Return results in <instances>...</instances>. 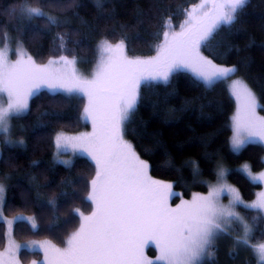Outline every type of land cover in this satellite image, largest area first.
<instances>
[{
  "label": "trees",
  "instance_id": "obj_1",
  "mask_svg": "<svg viewBox=\"0 0 264 264\" xmlns=\"http://www.w3.org/2000/svg\"><path fill=\"white\" fill-rule=\"evenodd\" d=\"M201 1L0 0V31L7 30L21 38L29 54L39 61L66 52L93 61L100 39L123 40L130 58L149 57L164 43V32L169 33L171 41V34L181 30L187 13ZM24 2L40 6L61 23L50 26L45 18L22 19L18 9ZM12 9L16 10L14 15ZM200 52L215 64L235 67V74L255 92L259 111L264 112V0H247L234 23L222 24L209 46L201 47ZM139 93L136 110L123 134L136 154L147 162L149 174L172 183L178 192L172 203L193 192L206 191L216 177L218 164L227 168V180L244 200L254 197L260 183L253 184L237 166L247 163L253 171L261 170L264 146L248 142L239 152L230 148V119L235 103L223 80L208 85L187 70L177 68L167 82L143 80ZM82 112V96L41 90L30 98L28 111L13 118L21 126L14 135L23 144L12 146L0 139V181L5 182L7 198L4 212L11 214L18 211L14 206L21 205L20 210H28L41 220L34 230L25 221L15 222L17 239L49 238L61 245L68 231L78 227L79 222L72 220L70 213L78 217L73 208L88 201L85 193L83 199L80 193L88 185L89 181L84 179L93 174L94 163L76 156L65 165L54 161L52 153L54 133L80 130L84 122ZM237 208L253 227L250 242L264 239L262 212L244 206ZM53 214L58 219L53 220ZM66 221L68 228L61 237L64 230L59 232L60 225ZM1 229L0 221V245ZM148 251L154 252L152 248ZM211 251L213 255L203 264H264L257 261L249 245L234 244L230 236L212 246ZM20 256L25 264L39 258L40 253L21 249Z\"/></svg>",
  "mask_w": 264,
  "mask_h": 264
},
{
  "label": "snow or ice",
  "instance_id": "obj_2",
  "mask_svg": "<svg viewBox=\"0 0 264 264\" xmlns=\"http://www.w3.org/2000/svg\"><path fill=\"white\" fill-rule=\"evenodd\" d=\"M55 2L49 0V3ZM246 3L247 0H202L187 13L188 19L180 26L181 31L171 34V42L169 33L164 32V43L150 60L128 59L123 55V40L115 46L105 40L101 43V59L92 80L77 75L74 56L69 59L61 55L58 60H49L47 65H38L30 56L11 63L0 53V100L7 97L6 107L0 103L2 133L10 131L12 118L28 111L29 98L37 94L42 83L68 94L88 96L84 118L92 119L93 133L76 137L61 133L55 140L58 149L69 146L74 150L83 149L96 162V178L91 181L92 194L88 198L96 203L97 211L84 217L86 224L68 240V248L61 250L45 242L54 253L50 264H203L206 256L213 255L211 248L215 238L228 233L233 222L243 224L236 212L217 202L221 192H229L233 196V207L244 204L240 194L228 185L214 187L207 196L195 195L192 201L169 208L165 192L173 195L172 186L151 179L148 164L124 140L123 132L136 110L142 80L167 82L172 71L183 66L211 85L214 81L229 79L230 74L236 72L235 67H218L200 54V48L209 46L222 24L234 23L237 12ZM15 12L11 10V14ZM19 12L20 17L28 21L45 18L50 26L61 23L55 15L27 2L21 4ZM60 40L63 47L64 37ZM53 65L70 67L71 71ZM230 88L239 104L232 118V148L239 152L252 137L264 140V117L256 115L257 97L245 82L234 80ZM242 171L253 184L264 182V173L252 176L248 165L243 166ZM225 174L226 170L221 169L219 177ZM3 191L0 185V194ZM244 206L264 212V192L259 193L252 204ZM250 231L244 224L243 235L237 237L238 245L248 246ZM150 242L159 248L156 261L146 260L141 251ZM255 251L259 261L264 262V244ZM45 254L47 256L48 249Z\"/></svg>",
  "mask_w": 264,
  "mask_h": 264
},
{
  "label": "rangeland",
  "instance_id": "obj_3",
  "mask_svg": "<svg viewBox=\"0 0 264 264\" xmlns=\"http://www.w3.org/2000/svg\"><path fill=\"white\" fill-rule=\"evenodd\" d=\"M20 7H19V9H20ZM33 7H35V6H33ZM36 7H38V6H36ZM19 9H18V12H19ZM19 15H20V12H19ZM180 31H178V32H180ZM105 40L106 39H100L97 42V44L95 46V55H93V57H94L93 61H88L85 58H81L79 56H74L76 58V61H77L76 65H75V68L77 70V75L78 76H80V77H82L84 79H87V80H92V79L95 78V75H96V72H97V66H98V64L100 62V59H101V43L103 41H105ZM106 41H108V43L113 45V46H115L116 44L120 43V41H118V42L117 41L116 42H112V41H109V40H106ZM169 42H171V41H169ZM63 43H64V41H63ZM63 49L66 50L65 48H63ZM21 50L23 51V55H21ZM158 51L154 55L149 56V57L130 58L129 56L126 55L125 47H124L123 55L126 56L128 59L150 60V59H152L153 57H155L157 55ZM0 53H3L4 56L6 57L7 61L11 62V63H15L19 59H25L26 60L28 56L32 57L29 54V52L26 50L23 42L21 41V38H19L17 36L15 37L14 35H12V33H10L7 30L4 33L2 31H0ZM66 53H60V54L52 55V56H49L46 59L41 60V61H39L37 59H34L33 57H32V59L38 65H47L49 60H58L61 55L68 56L69 59H71L73 57L72 54H69V53L66 54ZM200 54L202 56H204L201 52H200ZM104 55L106 56L107 54H104ZM205 58L208 59L207 57H205ZM215 65H217L218 67H225V68L233 67V66H226V65H219V64H215ZM52 67H54V68H63V70L66 71V72H70L71 71L70 67L64 68L62 65H53ZM179 68L183 69V70H187L194 77L198 78L195 75V73L192 71V69L185 68L183 66H181ZM148 80H151V79H148ZM199 80H201V79H199ZM234 80H241V81L245 82L239 75H237L235 73L230 74V78L229 79L223 80L225 82V85L227 87V90H228L229 94L231 95V97L233 98L234 103H235V107H234V110H233V113H232L231 119H230L231 135H230V138H229V145H230V148L232 150H233V148H232V137L234 135V128H233V120H232V118H233V116L236 115L237 109L239 107L238 101L231 94L230 85L232 84V82ZM41 90H47V91L52 92V93L59 92V93H63V94H66V95H76V96H82L83 97V112H82V119L84 121L83 122V127L80 130L63 131V132H62V130H59V131L55 132L54 135H53L54 149H53V153H52V158H53L54 161H56L58 163L68 165V164H70L73 161L74 157H76V156H84V157L88 158L89 160H91L94 163V172L92 174L93 176L91 175L89 178L84 179L86 181L88 180L89 182H88V185H84V187L82 188L81 193H80V198L83 199L82 198V193H85V194H83V196L86 195V198L88 199V201L87 200L84 201V204L81 207L73 208L77 212L78 217H75L74 213L71 211L72 213H70V214H71L72 220H74L73 218H76V220L79 222V225H77L78 226L77 228H75V229L73 228V229L68 231V233L66 234L65 239H64L63 243H61V245L57 244L56 242H54L53 240H51L49 238H36L34 236H30V237L25 238V239H17L15 237V235H14V230H13L15 222H19V221H23L24 222L25 221L34 230L41 224V220L35 214L29 212L28 210H20L19 208L22 207L21 205H16V206L13 207V209H15V210L18 209V211H15V212H13L11 214H8V213L6 214L4 212V207H3L4 203H6V200H7L6 193H5V182L4 181H0V185H3V188H4L3 193L0 194V221L2 222L1 231H2V237H3L2 243L0 245V261H2V264H24L21 261V256H20V250L21 249H26L28 251H38L40 253V257L39 258L31 259L29 262H27L25 264H50V261L52 260V257L54 255V253H52V251L50 250V248H48V245L45 244V242H49L50 245L55 246V248H58V249H61V250H64V249L68 248V243H67L68 240L75 233L80 231V228H81L82 225L86 224V221H85L84 217H90V216H92V214L94 212L97 211L96 203L92 199L88 198L92 194L91 181L96 178V172H97L96 162L91 158V156L88 155L87 152L83 151V149L74 150L71 146H69L67 148L58 149L57 146H56V140H55L56 136L58 134H61V133H63L65 136H68V137L80 136L82 133H89V134L93 133L94 128H93L92 119L91 118H88V119L84 118V108L87 107L88 103H89L88 96L85 95L84 93L68 94V93L64 92L63 89H52V88H49L46 84H43V83L40 85L39 89L36 90V91L38 93ZM30 98H29V100H30ZM6 101H7V97L5 95L4 98L2 100H0V103H3L4 106L6 107L7 106ZM256 115L258 117H264V112L262 113V112L259 111L258 99H257ZM9 123H10V131L7 134L0 132V139H3L5 142L6 141H11V143H8V144H10L12 146H15L16 144H19V141H22L21 138H16L15 135H14V133L16 131H19V129H21V126H20L19 123L14 122L13 118L10 120ZM123 138H124V140L129 142L124 137V134H123ZM250 142H256V143H259V144L264 146V140H261L259 137H252ZM141 160H143V159H141ZM143 161H145V160H143ZM64 162H68V163H64ZM245 165H248V164L247 163H243L241 165H238L237 168L243 174H245L248 177V175L244 171H242L243 166H245ZM87 167L88 166H85V169ZM221 169H224L227 172V168L223 164H218L217 167H216V177H215L214 180H212V181H210L208 183V188H207L206 191H204V192H193V193H191V195L189 197H187V198L180 197L174 203H172V198L175 195H178V192H176L173 189V187H171L170 191H171V193L173 195H168V193L165 192V200H166L167 206L169 208H175L177 205H180L183 202L192 201L193 196H195V195L207 196L208 193L212 190V188H214V187L219 188L222 185H228L231 188H234L240 194L239 190L232 183H230L227 180L226 174H225V176L223 178L219 177V172H220ZM88 170H89V168H87V171ZM249 171H250L252 176H259L261 173H264V167L261 170L255 172L249 166ZM148 175L154 181H158V182H161L163 184H170L172 186V183L170 181L161 180V179L152 177L149 174V171H148ZM259 183H260L261 187L255 193V195H254V197L252 199L244 200L242 198L241 194H240V197L244 201V204H252L254 201L257 200L258 194L261 193V192H264V182H259ZM232 199H233V196H232L231 193H229V192H221L218 195V197H217V202H218V204L221 207L230 208L232 211L236 212L237 215L240 218H242L243 224H241L239 222H233L231 225H229V232L228 233H226V234L225 233H221L215 238L213 246H216L220 241L224 240V238L226 236H230L232 238V242L234 244H237V237L243 235L244 224H247L248 227L251 229V231L249 233V238H250V235H251V233L253 231V227L250 224V222L247 220V218L245 216L242 215V213L237 208L238 206H244V204H237V205H235L233 207L232 206ZM9 204H11V201H10ZM44 209H45V207H44ZM262 214L264 216V212H262ZM18 217H23L24 219L21 220V219H18ZM52 218H53V220L58 219L57 216L54 215V214L52 215ZM33 220L35 221V225H36L35 227H33ZM60 226L61 227H60V231L59 232L61 233V230H64L62 232V235H61V237H62L64 232H65V230H66V228H68V222L66 221V223H64V225H62V223H61ZM46 227L48 228L49 226H46ZM70 227H72V226H70ZM260 244H264V239H261V240L255 241V242H250V240H248V245L251 247V249L253 250L254 254L256 255L257 261H259V254L255 251V249ZM40 245H44V247L42 248V247H40ZM149 248H152L154 250L153 254H151V252L148 251ZM45 249H48L47 256L45 254ZM141 251H142V254H143L144 258L146 260H148V261H156V258L160 255L159 248L156 247L155 244L151 243V242L145 244L142 247ZM207 257L208 256H206L204 258V260ZM204 260H203V262H204ZM259 262H261V261H259Z\"/></svg>",
  "mask_w": 264,
  "mask_h": 264
}]
</instances>
